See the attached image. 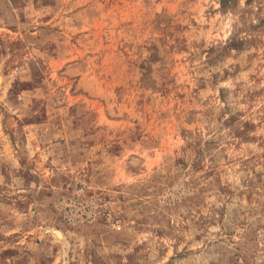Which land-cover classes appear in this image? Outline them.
I'll return each mask as SVG.
<instances>
[{"label": "rangeland", "instance_id": "1", "mask_svg": "<svg viewBox=\"0 0 264 264\" xmlns=\"http://www.w3.org/2000/svg\"><path fill=\"white\" fill-rule=\"evenodd\" d=\"M0 264H264V0H0Z\"/></svg>", "mask_w": 264, "mask_h": 264}, {"label": "bare ground", "instance_id": "2", "mask_svg": "<svg viewBox=\"0 0 264 264\" xmlns=\"http://www.w3.org/2000/svg\"><path fill=\"white\" fill-rule=\"evenodd\" d=\"M51 232V231H50ZM53 235H54V237L58 240V241H61L62 240V236H61V233L60 232H56V231H52L51 232Z\"/></svg>", "mask_w": 264, "mask_h": 264}]
</instances>
